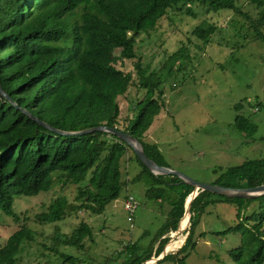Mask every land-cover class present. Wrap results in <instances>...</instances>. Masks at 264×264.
<instances>
[{
  "label": "trees",
  "instance_id": "16d2710c",
  "mask_svg": "<svg viewBox=\"0 0 264 264\" xmlns=\"http://www.w3.org/2000/svg\"><path fill=\"white\" fill-rule=\"evenodd\" d=\"M261 7L262 0H248ZM207 6L208 11L228 9L243 13L236 0H0V85L19 107L39 120L61 130H80L105 125L115 127L137 138L145 154L158 161L155 143L144 140L145 133L163 105L160 80L145 75L140 61L135 62L136 73L146 88L144 96L133 105L127 122L119 125L120 108L117 97L123 95L133 82L132 74L116 66L119 59H134L135 37L152 30L158 20L173 6L191 3ZM186 7V8H187ZM188 12H191L187 8ZM247 17V14H244ZM258 20H251L256 36L264 39L259 29L264 24V9ZM216 29L196 26L194 35L207 38ZM118 53L115 54V51ZM241 107L237 103L236 111ZM235 125L241 131L250 125L246 117L236 114ZM130 151L143 172L152 176L156 185L166 184L173 192L166 221L156 235L158 245L139 253L127 251L122 264H141L153 253L159 254L170 230L177 229L183 216L185 200L194 186L177 177L166 182L163 174H153L138 159L123 140L104 131L82 135H64L39 124L16 108L0 94V210L17 219L14 195L33 196L50 189L53 172L62 186L75 185L76 196L70 202L64 196L55 197L47 210L38 215L44 223L62 220L67 212L85 210L100 214L115 200L123 186L121 161ZM169 175V174H167ZM214 184L227 187H253L264 184V159H249L228 168ZM237 183V185H233ZM156 197L166 188L157 187ZM234 203L240 211L257 201V210L241 217L229 230L239 231L242 243L229 251L234 264H264V194L256 197H229L210 191H199L190 204V226L185 242L176 253L164 256L172 264H188L190 249L195 247L194 228L209 203ZM237 213V217L239 216ZM185 218L180 222L183 229ZM91 234L84 221L70 234L55 231L52 250L60 246L82 248V241ZM165 235V236H164ZM33 230L22 225L0 247V264H16V256L24 240H32ZM160 239V240H159ZM134 245V244H133ZM133 248H136L133 246ZM169 246L167 245L166 250ZM127 248H124L126 250ZM161 254H159V257Z\"/></svg>",
  "mask_w": 264,
  "mask_h": 264
},
{
  "label": "rangeland",
  "instance_id": "374dc122",
  "mask_svg": "<svg viewBox=\"0 0 264 264\" xmlns=\"http://www.w3.org/2000/svg\"><path fill=\"white\" fill-rule=\"evenodd\" d=\"M236 3L242 14L228 9L208 11L207 6L195 2L190 7L173 6L152 30L135 37L134 59L116 62L118 68L130 72L133 78L127 91L117 97L119 125L127 122L133 105L146 92L134 67L139 60L145 75L159 78L163 91V105L144 140L157 145V159L163 166L206 184L224 181L222 175L230 167L249 159H264V39L256 36L251 25V20L260 18L264 0L261 7L248 0ZM209 24L216 29L207 40L194 35L196 26L206 28ZM259 29L264 36V24ZM237 103H241L238 111ZM236 114L247 118L250 124L247 130L237 128ZM140 172L141 166L130 151L121 161L123 186L119 196L102 213L69 211L60 221L44 223L38 215L47 210L55 197L64 196L72 202L76 196L75 185L62 186L56 178L58 172H53L49 190L33 196L14 195L13 209L19 215L18 220L0 210V247L14 231L26 225L34 236L23 241L16 264H122L129 250L132 253L148 247L154 250L158 245L157 231L168 217L174 194L165 183L156 185L146 172L136 179ZM163 175L166 182L176 179L172 174ZM159 186L166 188L161 198L155 196ZM127 195L137 201L130 220L124 208ZM213 198L215 202L205 206L194 228L195 247L189 250L188 264H234L229 251L241 245L242 236L229 228L244 215L258 212L257 201L239 211L236 204ZM184 217L183 214L180 219ZM81 221L91 227V234L84 238L80 249L58 248L74 258L73 262L64 263L63 257L51 249L52 236L55 231L72 233ZM189 226L190 216L181 233L170 230L165 234L168 240L159 253L165 252L163 256L154 252L141 264H172L170 260L159 261L182 247Z\"/></svg>",
  "mask_w": 264,
  "mask_h": 264
},
{
  "label": "water",
  "instance_id": "95a60500",
  "mask_svg": "<svg viewBox=\"0 0 264 264\" xmlns=\"http://www.w3.org/2000/svg\"><path fill=\"white\" fill-rule=\"evenodd\" d=\"M0 94L2 96H4L5 98H7L16 108L20 109L27 116L31 117L33 120L37 121L39 124L47 127L50 130L57 132V133L64 134V135H82V134H86V133H91L93 131H104V132H108V133H111L113 135H116L118 138H120L121 140L126 142L133 149V151L136 154V156L138 157V159L153 174H156V175L157 174L176 175V176L180 177L184 182L194 186V190L191 193V196L187 199L186 206H185L184 215L185 216L188 215V220H189V216H190L189 215V209H190L191 201L198 194L199 191L206 190V191L214 192V193L229 196V197H243V198L256 197V196L264 194V184H260V185L253 186V187H227V186H223L220 184H206V183H201V182L195 181V180L191 179L190 177L184 175L183 173H181L177 170H174V169H171L167 166H163V165L156 163L154 160H152L151 158H149L145 154V152L143 150V146L137 138H135L131 134L124 132L122 130H119L115 127L98 125V126H94V127L84 128V129H80V130H71V131L54 128V127L50 126L49 124H47L45 121L39 120L36 116L32 115L26 109L19 107L18 104H16L13 100H11V98L9 96L6 95V93L3 91L1 85H0ZM179 231L180 230H179V223H178L177 229H176V234H178Z\"/></svg>",
  "mask_w": 264,
  "mask_h": 264
},
{
  "label": "built area",
  "instance_id": "2783aa9c",
  "mask_svg": "<svg viewBox=\"0 0 264 264\" xmlns=\"http://www.w3.org/2000/svg\"><path fill=\"white\" fill-rule=\"evenodd\" d=\"M125 211L128 215V219H132L134 211L137 208V201L132 195H127L125 197V204H124Z\"/></svg>",
  "mask_w": 264,
  "mask_h": 264
},
{
  "label": "bare ground",
  "instance_id": "6f19581e",
  "mask_svg": "<svg viewBox=\"0 0 264 264\" xmlns=\"http://www.w3.org/2000/svg\"><path fill=\"white\" fill-rule=\"evenodd\" d=\"M180 225H181V224H180ZM180 225H179V230H180V228H181ZM187 225H188V217L186 216L184 227H183L182 230H180V233L186 228ZM163 254H165V252L162 253L161 256H163ZM161 256H160V257H161Z\"/></svg>",
  "mask_w": 264,
  "mask_h": 264
}]
</instances>
